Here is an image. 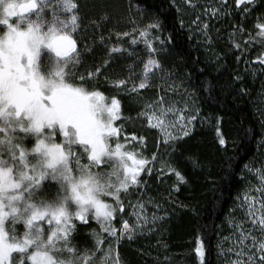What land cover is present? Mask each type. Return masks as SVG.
<instances>
[{"label": "snow or ice", "instance_id": "6c2138e0", "mask_svg": "<svg viewBox=\"0 0 264 264\" xmlns=\"http://www.w3.org/2000/svg\"><path fill=\"white\" fill-rule=\"evenodd\" d=\"M172 3L182 11L176 0ZM182 4L192 10L190 23L209 47L214 43L210 22L231 18L228 44L239 52L237 62L257 40L262 50L256 61L264 74V0ZM95 6V0H0V264H137L122 256L121 245L151 234L166 216L147 213L148 204L162 209L151 197L135 203L131 197L143 196L144 177H151L157 165L158 175H175L174 191L189 183L185 173L164 159L183 147L199 114L195 93L183 80V95L175 99L179 77L164 60L170 55L171 34L162 37L159 16L145 23L149 10L139 5L133 10L131 0L114 3V9H124L115 16L85 12ZM250 19L252 30L245 27ZM110 20L114 23L105 34ZM180 24L184 26L183 19ZM121 25L127 30H120ZM138 43L144 45V58L132 48ZM214 55L219 68L223 56ZM133 56L142 65L139 72L133 61L124 65L126 73L112 74L115 61ZM233 80L243 77L237 73ZM122 100L128 109H137L135 117L124 115ZM222 119L217 117V139L226 146L219 130ZM152 130L157 131L156 150L145 155ZM188 159L200 167L198 159ZM244 171L257 183H248L240 202L243 218L229 220L235 232L228 250L235 259L229 264H264V161L259 168L246 164ZM126 215L134 218L132 223ZM84 228L92 243L81 247ZM136 252L150 255L139 247ZM195 252L205 264L203 240ZM156 264L171 261L165 255Z\"/></svg>", "mask_w": 264, "mask_h": 264}, {"label": "trees", "instance_id": "16d2710c", "mask_svg": "<svg viewBox=\"0 0 264 264\" xmlns=\"http://www.w3.org/2000/svg\"><path fill=\"white\" fill-rule=\"evenodd\" d=\"M200 2L204 3L205 0ZM114 3L123 5V0H95V8H86L85 12L90 16H98L104 11L113 16L117 11L123 12V7L114 9ZM131 3L133 10L137 5L149 10V14L144 17L145 23L159 16L163 23L162 37L166 38L171 34L172 39L167 42L170 55L164 57L166 66L179 77L176 80L178 84L183 80L185 87L194 91L201 119L208 123L205 126L200 124L192 135L184 139L186 143H183L178 152L172 153L171 159L169 156L164 157L188 176L187 185L179 184L180 190L174 191L177 186L175 175H158L159 165L148 179L146 198L149 195L162 205L166 220L156 226L151 234L145 233L146 236H138L130 244H122L121 254L137 264H156V258L163 261L165 255L170 258L171 264H200L195 249L200 240H203L207 253L205 264H218L217 247L222 229L227 218L232 215L236 198L245 188L244 166L252 165L259 157L260 150L264 151V144L261 142L264 139V74H261L259 62L255 60L262 50L261 45L254 39L248 45L249 51L241 57V62H237L235 57L239 52L230 50L228 44L227 33L231 18L227 23L216 21L211 25L214 43L209 47L203 36H194L190 23L195 18L194 14L192 10L185 9L183 4L179 3L182 11H178L172 0H131ZM181 19L184 20V26L180 24ZM236 19H239L238 15ZM113 23L112 20L107 22L105 34ZM245 27L252 30V19L246 22ZM120 30H127V27L121 25ZM124 46L128 47L127 38ZM132 48L138 56L145 57L143 43ZM99 51L97 48V52ZM214 53L223 56L219 68L216 66ZM245 59L249 61L248 64L243 63ZM133 61H136L135 56L115 61L116 67L112 74L126 73L124 65ZM237 73L243 77L242 81L233 80ZM242 88L246 89V93H241ZM101 90L106 91L103 88ZM124 105L125 100H122L124 115L135 117L137 109L130 110ZM217 117L223 118L219 130L227 141L226 146L218 143ZM140 123L141 121H137V130ZM127 131H132L131 125H127ZM154 134L152 131L148 133L151 141L146 155L156 150L153 147L156 142ZM189 157L198 159L200 167L194 168ZM82 162L86 163V160ZM138 195L139 193L132 198ZM125 211L128 213V209ZM125 218L128 219V216ZM91 224L93 228H97L94 221ZM116 227L119 228L120 225L117 224ZM88 232V228L81 230V247L92 243L91 237L87 236ZM138 247L146 249L150 255L141 257L136 252Z\"/></svg>", "mask_w": 264, "mask_h": 264}, {"label": "rangeland", "instance_id": "374dc122", "mask_svg": "<svg viewBox=\"0 0 264 264\" xmlns=\"http://www.w3.org/2000/svg\"><path fill=\"white\" fill-rule=\"evenodd\" d=\"M176 2H177V4H179V3L182 4V0H176ZM212 2H213V0H209L208 1V3H212ZM214 23H216V20H212L210 22V26L212 24H214ZM2 30H3L2 26H0V32H2ZM192 31L194 33V36H201V35L197 34L195 26H193V25H192ZM255 60H256V58H255ZM256 62H258V61H256ZM136 64H137L136 71L139 72L140 67H142V65L139 63V61H137ZM176 84H177L178 95L175 96V99L179 100L180 96L183 95V89L179 87L180 84H178L177 82H176ZM151 93L152 92H145L144 94L149 96ZM153 94H154V92L151 95H153ZM177 107H182V105L181 104H177ZM170 118H171V116H170ZM207 123H208V121L201 119V112L199 110V114L197 116V119L195 121H193V127L191 128L190 135H192V133L197 129V127L200 126V124H204V126H205V124L207 125ZM125 127H126V130H127V125ZM152 132L155 133L154 135H155V141H156L157 140V131L156 130H152ZM154 135H152V136H154ZM188 137H184V139H186ZM150 141L151 140L148 138V144H149ZM261 142H262V144H264V139ZM261 146L262 145H260V149H261ZM262 147L264 148V146H262ZM147 151L145 152V155H146ZM260 152L261 153H259V157L257 158V160L255 162L253 161L252 165H250L249 167L259 168L261 166V162L264 161V151L260 150ZM160 153L162 155L164 154L163 145H161ZM165 156H168V155H164V157ZM155 171H156V168L153 169V174L155 173ZM245 174H246L245 177H243L244 178L243 180H245V188L242 191V193L239 195V197L236 198V203H235L234 209L232 211V215L229 218H227V220L225 221L224 228L222 229L221 236L219 238V243H218V247H217L218 254H219V262H218V264H229V260L235 259V256L228 251L229 248L233 245V241L235 240L234 226L229 223V220L233 219V220L239 222L243 218V213L238 210L240 202H241L242 198L244 197V195L246 194V188L248 187V183L251 182V184H253V185H255L257 183V179L253 175H251V174H249L247 172H245ZM149 178L150 177L145 176V179L147 180V185L145 187H143L141 189V192H140V193H143V196L141 197V195L139 194L138 196H135V198L131 197L133 203H135V201L137 199H142V201H145V202L148 200L149 195L146 198V194H148L147 191H148V184H149L148 183V179ZM153 200L156 202L155 199H153ZM126 209H128V213L131 212L130 208L126 207ZM146 211H147V213L149 215H151L153 212H156L158 215L165 216V213H166V212H164L163 208L158 210V209L154 208L151 204L147 205ZM128 219H129L130 223H132L133 220H134V218H130V216H128ZM159 224H161V222H158L157 226ZM244 227L247 228L248 225L245 224ZM153 231H155V229ZM146 234H148V233H146ZM146 234H144V235L146 236Z\"/></svg>", "mask_w": 264, "mask_h": 264}]
</instances>
